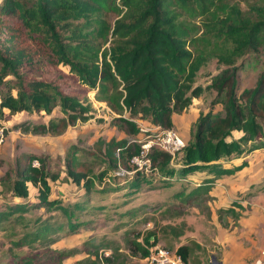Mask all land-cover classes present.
Listing matches in <instances>:
<instances>
[{
  "label": "trees",
  "instance_id": "16d2710c",
  "mask_svg": "<svg viewBox=\"0 0 264 264\" xmlns=\"http://www.w3.org/2000/svg\"><path fill=\"white\" fill-rule=\"evenodd\" d=\"M221 1L1 0L0 120L22 111L50 115L59 106L61 115L49 116L47 121L24 119L12 128L58 135L77 120L90 117L91 103L86 95L95 90L96 98L105 100L115 111L110 123L129 135H136L141 128L137 118L163 128L173 127V113L187 108L192 97L204 90L201 84H194L201 56L190 48L189 30L182 25L179 15L183 10L192 15L211 14ZM106 12L119 16L109 22ZM242 12L238 4H233L224 17H210L207 23L217 26L219 35L231 38L234 48L247 55L258 50L264 37V0L251 3ZM225 62L207 84L216 91L211 103H222V109L216 112L209 109L198 115L193 139L185 146L179 166H169L168 152L158 148L149 151L151 164L158 165L171 178L184 177L196 170L213 174L188 190L174 191L181 206L206 195L216 177L233 172L234 167H226L223 162L246 151L264 148V68L257 74L255 84L241 89L239 73L245 61L229 58ZM233 130L241 135L228 138ZM92 146L94 149L90 150L73 143L65 154L67 174L76 183L82 182L86 192L105 171L94 174L78 155L79 151L100 154L114 165L119 162L124 167L129 166L128 158L139 151V144L128 137L100 136ZM35 158L40 162L37 166L32 163ZM46 160L45 155L31 150L17 159V176L10 178L9 188L19 199L5 197L0 207V227L12 217L20 223L19 217L36 207L62 208L69 216L72 230L84 225L85 221L71 220L72 209L58 204L59 200L49 195L48 177L56 179L59 173L49 172ZM6 177L8 174L1 181ZM131 181L128 188L138 185L137 179ZM27 183L37 187L38 193L33 198H26ZM111 189L116 190H108ZM73 205L90 206L85 200ZM137 207L134 204L126 211L134 214ZM50 229L52 225L44 222L13 243L23 245L42 240ZM150 235L156 239L150 231L145 237L147 245L131 240L132 252L146 257L148 246L154 244L148 240ZM176 250L186 262L188 245L181 244ZM57 253L61 259L68 252ZM104 259L109 262V257Z\"/></svg>",
  "mask_w": 264,
  "mask_h": 264
},
{
  "label": "rangeland",
  "instance_id": "374dc122",
  "mask_svg": "<svg viewBox=\"0 0 264 264\" xmlns=\"http://www.w3.org/2000/svg\"><path fill=\"white\" fill-rule=\"evenodd\" d=\"M257 1L222 0L211 14L192 15L190 11L183 10L179 15L182 25L189 30L190 48L195 55L201 56L194 84L204 86L200 95L192 97L187 108L172 115L173 128L181 134L186 145L193 139L198 115L209 109L213 112L222 109V103H211L216 91L207 84L211 76L225 65L226 59L245 61V67L239 73L241 89L255 84L257 74L264 68V37L258 50L246 55L234 48L231 38L219 35L217 26L207 23L210 17H224L230 5L238 4L242 12ZM118 16L116 12H106L105 18L113 22ZM86 96L91 103L90 117L77 120L58 135L12 128L14 123L24 119L47 121L49 116L61 115L59 106L50 115L20 112L7 120H0L4 135L0 144V158L3 160L0 165V205L8 195L13 200L18 199L9 185L11 179L17 176L18 157L30 148L46 156L49 172L59 173L56 179L48 177L49 195L59 200L58 204L60 202L65 208L72 209L71 220L85 221L82 227L72 230L68 214L59 207L33 208L19 217L20 223L14 217L5 220L0 227V264H151L149 259L133 253L130 247L131 240H140L147 245L145 237L150 231L156 235V239L154 235L148 237L154 243L148 246L151 251L160 247L173 254L181 244H187L189 252L184 264H222L225 245L233 251L237 248L230 252L233 264H264V148L246 151L231 162H223L226 167H234L233 172L218 178L207 195L185 206L179 204L174 191L188 190L194 183H202L213 174L195 171L184 177L174 175L171 178L158 165L133 163L131 156L127 161L129 166L124 167L119 162L114 165L100 154L90 155L81 150L78 155L88 163L94 174L105 171L100 178L96 177L94 186L86 192L82 182L76 183L67 174L65 154L71 144L93 150L92 143L100 136L106 139L128 137L139 144L140 150L141 144L148 141L147 134L154 132L147 128L150 125L147 120L137 118L141 127L139 132L136 135L127 134L110 123L115 111L105 100L96 98L95 90ZM124 114L128 112L124 111ZM240 135V131L233 130L228 138ZM185 146L171 156L169 166H179L177 163ZM5 174L8 177L1 181ZM134 179L138 180V185L128 188ZM27 185L29 193L26 198H33L38 193L37 187L31 183ZM84 200L90 205L88 208L73 205ZM134 204L138 206L134 210L137 212H127ZM44 222L53 227L44 239L23 245L13 243L15 239H23L25 233L40 228ZM53 225L59 227L54 229ZM219 232L225 245L218 238ZM59 250L68 253L59 259ZM104 257H109V262Z\"/></svg>",
  "mask_w": 264,
  "mask_h": 264
},
{
  "label": "built area",
  "instance_id": "2783aa9c",
  "mask_svg": "<svg viewBox=\"0 0 264 264\" xmlns=\"http://www.w3.org/2000/svg\"><path fill=\"white\" fill-rule=\"evenodd\" d=\"M151 129L154 130V132L147 134L148 141L141 144V149L131 156V161L135 164L142 165L146 163L150 165L151 158L149 156V151L152 148L164 150L171 156H174L186 145L184 138L173 127L163 128L158 125L156 128ZM3 140V129L0 128V144ZM32 163L38 165L39 160L35 158ZM145 258L149 259L151 264H184V261L178 252L171 254L167 249L160 247L155 248V250L152 251L150 250ZM259 264H262V262Z\"/></svg>",
  "mask_w": 264,
  "mask_h": 264
},
{
  "label": "crops",
  "instance_id": "0c3cea01",
  "mask_svg": "<svg viewBox=\"0 0 264 264\" xmlns=\"http://www.w3.org/2000/svg\"><path fill=\"white\" fill-rule=\"evenodd\" d=\"M23 112V111H22ZM20 113V112H19ZM150 124V123H149ZM158 125H154V124H150L149 126H147V127H151V128H156ZM259 149V148H258ZM29 150H31L30 148H26V150L25 151H29ZM23 153V152H22ZM20 157V156H19ZM18 157V158H19ZM235 158H239V157H233V158H231L230 160H228V162H231V161H233V159H235ZM196 171H200V170H196ZM193 173H196V172H192V173H189V174H193ZM199 173H208L207 171H205V170H201V172H199ZM188 174V175H189ZM209 174V173H208ZM223 176V175H222ZM222 176H219V177H216L215 178V180L212 182V184H211V186H210V190H211V188H212V186H213V183H215V181L218 179V178H220V177H222ZM199 182H196V183H194L195 185L196 184H198ZM210 190H209V192H210ZM208 192V193H209ZM207 193V194H208ZM206 194V195H207ZM205 196V195H204ZM18 199H19V197H18ZM17 199V200H18ZM5 202V201H4ZM3 202V203H4ZM0 207H1V205H0ZM218 238H219V240L225 245V243H224V241H223V239H222V234H220V232H219V234H218ZM231 245L232 246H234L232 243H231ZM225 249H223V256L221 257V261H222V264H233L232 262H231V257H230V252H234V251H236V249L233 251L232 250V248L230 247V246H228V245H225V246H223ZM235 247V246H234ZM233 254H235V253H233ZM232 254V255H233ZM236 255H239V254H236ZM242 257V255L240 256L239 255V258H241ZM251 264H254V262L253 263H251Z\"/></svg>",
  "mask_w": 264,
  "mask_h": 264
}]
</instances>
